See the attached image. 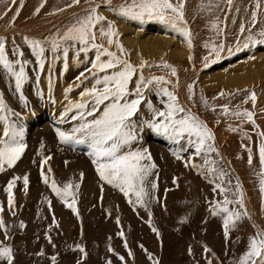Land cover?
<instances>
[{
	"label": "rangeland",
	"instance_id": "374dc122",
	"mask_svg": "<svg viewBox=\"0 0 264 264\" xmlns=\"http://www.w3.org/2000/svg\"><path fill=\"white\" fill-rule=\"evenodd\" d=\"M52 1L56 2L54 0L37 1V8L40 7L41 4H43V7L40 8V11L37 13V17L40 16L41 18H48L55 14L57 15L59 13H65L66 10L70 8L68 7V5H66L67 0H63L64 3H62V0H60L61 2L57 0V2L60 3L62 6L64 5L62 9H57L55 13L52 12V14L50 15L42 13L43 11L49 8V4ZM87 1L80 0L81 4L79 3L77 5L89 6L95 4V0L93 2L92 0L91 2L90 0ZM101 1L102 0L95 1L97 2L96 4L101 5L99 8L102 9L103 6L104 8L108 9V7L104 5ZM112 1L115 6L125 2V0ZM17 2L18 0H15V3L11 1L10 6L8 8L12 11V5L15 7V4ZM26 2L27 0H21V4L23 6L19 7V17H21L19 20L22 19V21H24V19L26 20V17L31 16V14L25 16V13H23ZM176 2L177 0H173V3ZM200 2L203 3V0H197L195 6L197 7V5H201ZM223 2L225 3V0H223L222 3ZM249 2L251 4L250 8L252 7V9H255L256 2ZM189 3L190 2H185V6ZM261 6L264 7V0H260V9ZM16 11L17 10L14 9L12 12L16 14ZM14 14H12L11 16L14 17ZM22 14L24 16H22ZM189 15V13L188 15L187 12L185 13L186 21H188ZM259 16L262 17L260 20L257 17V23H260L257 29L258 32L261 28H264V24H261L264 23V10L262 11V14H259ZM15 17L17 20L16 23H18V16L16 15ZM212 17H215V15H212ZM122 18L123 17H120V19ZM124 19L126 18H123L122 20ZM62 21H64L63 18ZM145 21L146 23H151L148 20ZM145 21L143 22L144 24H146ZM212 21L216 22L220 20L211 18L210 21V19H205V22L203 21L202 24V29L192 30L198 31L195 33V36L197 38H202L201 32L204 33V37L207 40L211 41V43L208 42L210 48L213 44H218L221 42L223 44H226V41L228 46H230L229 48H234V50L231 51L232 55L234 54V51H243V49L248 48H244L239 39V41L236 40L239 36V33L236 37L233 36L236 41L230 40L229 38L224 39L223 37L221 39V35H217L216 30L212 29ZM136 22L141 25L143 24L137 20ZM247 23L250 24L249 21H247ZM163 24L167 28L168 24ZM63 25L64 24H62V22L57 25V22L55 21L53 28H55L56 30L54 31L62 34L61 32L63 28H60ZM129 25L130 22L128 23V26ZM187 25L189 26V23ZM222 25L224 29L222 28ZM217 26L220 29L226 30L225 22H223L222 24L219 23L217 24ZM229 26L228 30L229 28H231ZM210 29L214 31V35L210 31ZM247 29H252V31H254V27L252 24L250 25V27L246 28V31ZM238 30H240L239 26L232 25V30H229V34H234L235 32H238ZM45 34H48V32H46ZM45 34H43V36ZM244 34L249 33L247 31L246 33L244 32L243 35ZM43 36H40V38L37 37L36 39L42 41L45 39L43 38ZM97 36H99L98 33ZM172 40L176 41L177 38H172ZM13 42L15 43V46L21 48V50L25 54L24 58L29 61V64L26 67L28 79L23 85L21 92L18 93L15 90V83L11 81L10 77L3 71V69H0V97L3 98V101L8 109L11 106L12 112L16 114L20 113L21 115L30 113L34 116V119L36 120H38L39 117L44 119L45 117H47V115H49L51 111L50 105H52V103H55L56 101V96L54 95L55 90H57L58 87H61L65 80L61 83V85L58 84L57 82L60 78H57L56 70H54L56 67H52V69L50 70V73L52 72V74H46L47 79H49H46V81L44 79V69L41 71L38 69V66L35 65V57L32 55L31 50L28 48L29 50L25 51L26 47L24 48V46H19L15 41ZM13 42H11L12 49L14 46ZM102 44L105 45V42L103 41ZM181 44L183 45V42H181ZM227 44L225 45V49L227 47ZM197 45L201 49H207L205 46H200L199 43ZM44 46L46 51H48V44L45 43ZM256 46L251 45L252 51L255 49ZM261 46L264 47V44H261ZM6 49L8 51L7 46ZM12 49L10 53L8 51L9 58L15 59V57L11 56ZM237 49L239 50L237 51ZM167 51L168 52L165 54L164 57L167 62H169L168 58L170 57H173L174 59L178 57L179 53L177 52L179 50L176 49V54L173 53L175 51V48L173 47L169 48ZM229 53L230 52L228 51L226 55ZM80 55L79 57L76 56V53L72 56L68 55V59L72 57L77 62V60L81 59ZM59 61L63 62L64 64L63 56L59 59ZM44 62L46 64V58ZM172 67L175 68V66ZM202 67L204 68V65H201L200 69H202ZM152 69L156 70V72L154 73L155 76H165L170 74V69L167 68L151 67L150 70ZM64 76H66V74H64ZM86 76H88V79L85 80L82 78L83 83L82 85L80 84V87L74 86L80 83V81H77L76 79L78 76L70 80V86H67L68 88L73 86V91L68 92V95H73V93L75 92L77 93L80 89H82V87L86 83H89V81H93V78L91 76H89L88 74H86ZM40 81L42 84L40 83ZM44 81H46L45 84H47V90L44 89ZM42 85H44L43 88ZM153 87L155 88V85L150 86V88ZM184 88L186 90L187 85L182 88L184 95L180 96L181 98L178 96L177 89L169 88V90L175 92L178 97L179 104H182V107H184L186 110H190L191 112H193V106L189 105L190 102L187 101L188 96H186L188 94H185ZM222 92L224 93L223 96L220 95L221 92L217 95H214L215 103L226 95L224 91ZM29 95H31L32 97ZM145 96L146 99L150 101L154 107L160 110H164V104L162 103V101H166L167 97L158 96L154 90L146 91ZM67 99L71 101H77L80 98L79 96H67ZM263 101L264 98L262 99V102ZM60 103L57 106V111L59 112V114L60 112H64L68 101L64 97L63 99L61 98ZM186 103L187 106L185 105ZM250 103L251 101H249L248 103L243 102L233 111H229V113L236 112L238 109L240 111H243L246 109L247 104L249 105ZM41 105L43 107H40ZM37 108H42L43 115L41 113L39 114ZM208 108L210 109V107ZM208 108H203L202 110L204 111L206 109L204 111L206 112L205 119L210 122L212 117L210 118L211 115L208 116L210 114L208 112ZM210 110H213L212 107ZM217 110H219V108L213 111ZM74 111L75 110H73V112H69L68 122L62 123L59 120L60 116L56 117L55 115L54 119L57 120L58 124L53 125L52 123V126L49 125L47 127V139L45 137V139L40 140L43 147L45 146L44 150L42 146L37 147L36 151L39 158L34 161H29L30 165L28 162V166L30 167V169L25 172V175H28L29 177V187L27 193H25L24 191L23 182L20 184L16 182V187H14L12 190L15 198L14 210L16 214L14 216L11 214V211H8V204H6L8 203V194L4 191V189L7 187V182H9L11 179L7 178L6 180L0 183V207L5 210L1 213L3 215L0 214V216H2L5 224L8 226L7 235L10 237V239L5 240V232L4 230H0V242L6 241V244L12 246L15 255L14 264H38L36 259H39L43 256H56V264H62V262H68V264H77L78 261L80 262V264H90L88 263V260H91L92 264H108L109 261L111 262V264H153V261L158 262V264H208L209 260L212 261V264H238L240 257L243 253L246 252L248 248L250 237H253L258 232L259 228H252L253 236L248 235L249 237L243 238V235L246 231V217H243L234 228L230 229L229 237L227 240H225L222 222L223 214H218L214 216L210 211L211 207L213 206L212 202H222L224 199V196L219 193V190H217V192H212L216 184L219 183L220 180H217L215 175H208L207 170L205 168H193L191 166L185 167V162L187 161L188 157L193 153L192 149H189L187 152L179 151L182 145L185 147L187 146L186 139H182L180 144H176L173 141L169 140L164 134L157 133L147 124H144V121L151 120L152 113L149 111L147 104L142 103V105L140 106V111L133 118L138 125L142 126L138 128V140L135 141L131 145V147L137 145L138 148H141L144 147L141 144H144L146 146V149H148V152L152 156V161L156 164V168L153 169V174L149 176L147 181L145 182L146 191L149 193L148 197H146L147 207H145L135 203L134 196H132L133 202L129 203L128 198H126L119 189L114 188L111 185L104 183L103 181H100L99 176L97 175L95 170V165L92 163V159L89 156L90 149L87 144H63L60 142L57 136V129L66 132L71 131V128L76 123L75 121L74 123L70 120V117L74 114ZM5 115H7V113H5ZM8 118L10 121L14 119V122L16 123L19 120H17L15 116L11 115H9ZM20 122L21 121H19L18 124H21ZM59 123L64 128H62ZM65 123H67L68 125H66ZM256 135L258 137V134ZM29 137V132L25 129L24 143L26 145V148L24 153L26 152V149L28 147ZM218 141L219 136L218 140H216L215 138L214 146L215 144H218ZM254 143L257 147V154L259 155V147L261 143L258 139L257 141L255 140ZM150 147L152 148V150ZM64 149H67L68 151H65ZM177 151H179L181 159H177L176 156L173 154ZM221 153H223V156H221L219 151L218 154L210 153L209 159L217 161V167L227 173V175L223 179L224 186L230 189L227 193V196L229 199H235V186L237 182H239L240 186L242 185L241 190L244 183L243 180L239 178L237 171L231 168V165L235 162L234 156H231L230 153H224V151H221ZM61 154H63V156ZM42 156L52 157L46 162L43 168V171L47 173L48 167H51L52 171L51 173H48L50 177V182L51 179H55L57 181V185L62 187L64 183L71 181L73 184L78 183L80 185L79 189L82 185L85 184L86 188L88 189L86 190V193H81L79 189H74L76 194V208L78 211V215L74 214L73 211L68 208L64 202L62 203V201L51 191V188L45 183H43L41 178L42 169L40 166ZM244 156L245 155H243V157L240 156L241 158L238 157V159L240 160L238 161L239 163L242 162L241 160H245ZM257 162V170L259 169L261 171V165H259L260 160L258 159ZM194 163L196 165H203L202 156L195 157ZM61 164L64 166H62ZM226 164H230V170L226 167ZM245 164L248 165V161H246ZM16 166L17 164L14 166V168ZM189 168L192 169V171H189ZM12 169H6L4 172L1 173H5L6 171ZM229 171L231 174L229 173ZM81 173L84 174L83 179H81ZM174 180L175 183L173 182ZM153 181L157 185L155 190L151 188V182ZM228 181L232 182L229 184ZM89 188H91L92 190H90ZM47 201H51V207H49ZM69 202H71V197L69 198ZM244 205V209H240V211H246L248 213L247 209L249 208V206H247L248 204L246 205L245 202ZM234 206L235 205H229V208H233ZM149 212H151V217H149ZM53 217H55L56 220L55 225H53ZM248 217H252V219L254 220V218H256L257 216H255L254 214L253 216L252 214H248ZM259 217L260 220H263L262 216ZM117 219H119V224H117ZM21 221H23V223L25 224V227L23 229L19 227ZM153 227L157 229V232L152 231ZM121 231L124 233L123 237L118 235V233ZM46 233L48 234V236L51 237L52 243H49L45 235ZM125 242H127V248H125ZM53 245H55V247H53ZM76 245L82 246L85 249L87 255L85 256L84 253H81L76 248ZM109 247H111L113 251L110 252ZM205 247H207L211 251L205 252ZM189 249H191V252L189 251ZM41 251H43V255H38V253H40ZM129 251H131L132 256L128 255ZM198 253L201 255H199ZM121 256L124 257L123 261L119 258ZM46 264H52V261H48L46 262Z\"/></svg>",
	"mask_w": 264,
	"mask_h": 264
},
{
	"label": "snow or ice",
	"instance_id": "6c2138e0",
	"mask_svg": "<svg viewBox=\"0 0 264 264\" xmlns=\"http://www.w3.org/2000/svg\"><path fill=\"white\" fill-rule=\"evenodd\" d=\"M12 2L15 3V0H12ZM79 2L80 0H72V4H79ZM103 3L108 7L109 11L123 18L137 20L141 23L145 20H157L168 24L174 30L180 31L191 50V31L187 27L184 13L185 0H177L176 3H173V0H130V2L129 0H125L124 3L116 6L112 5V0H103ZM226 3L229 6V10H231L233 0H226ZM72 4L68 5V7H71ZM100 6L96 4L86 9V15L79 17L62 34L57 33L50 39L46 38L44 42L37 39L24 38L25 44L31 50L32 55L35 57V63L41 71L45 67V43L50 45V51L53 53V61L60 58L57 53L62 54L65 69L67 68L70 49L75 50L77 57L83 53L86 62L90 64V67L85 68V71L81 72L76 78L80 83L75 86L80 87V84L83 83L81 78L88 79L85 73H88L95 82L91 88H85L80 92L79 100H68L64 112L60 115V121L62 123L68 122L69 112L75 110L70 120L76 123L70 132L57 129V136L60 142L63 144H87L90 149L89 156L95 165V170L100 181L119 189L128 198L129 203L133 202L132 196H134L135 203L147 207L146 197H148L149 193L146 191L145 182L153 174V169L156 168V164L152 161V156L148 152V149H134L131 147L138 140V128L142 126L138 125L133 118L140 111L142 103H144L147 104L149 111L152 113L151 120L144 121V124H147L157 133L164 134L176 144H180L182 139H186L187 146L182 145L179 151L187 152L189 149H192L193 153L185 162V167L205 168L208 175H215L217 180L223 181L227 173L217 167V161L209 159L210 153L218 154L214 146L215 137L213 132L208 128L206 123L192 114L190 110L182 107L179 104L175 92L169 90L168 85H171L173 89L179 86L176 68L163 60L160 65H157V67L170 69L171 76L177 77L176 82L173 83V81L167 79L165 76H151L150 78H146L143 75V69L146 67L151 68L152 65L144 60H141L139 65H133L127 59H121L125 53V49L119 42L118 33L114 28L113 21L108 20L106 16L98 12ZM42 7L43 4L36 9V12L38 13ZM259 9L260 0H256L255 9L251 13L253 27L257 23V12ZM19 11L20 9H17V16L19 15ZM105 21L107 22L106 28L103 26V22ZM98 25L99 28H97ZM211 27L216 30L217 35H222L224 32L223 29L218 28L216 22H213ZM97 31L101 38L107 39V45L109 47H105L104 44L96 42ZM245 31L244 25L241 24L240 33L243 34ZM247 31L249 34L245 37L244 48L250 45L264 44V28H261L255 34L252 32V29H248ZM113 44L119 50V55L117 52L110 50ZM13 45L11 56L15 57V59H10L6 49V39L0 37V69H3L14 80L15 90L19 93L28 79L26 67L29 61L24 58L25 54L21 48L15 46L14 42ZM205 47L209 48V44L206 43ZM224 49L225 45L222 42L211 45L209 56L204 57V66H209V57L213 54L215 59L211 62L214 63L220 59V54ZM92 50H95V57L88 60V53ZM228 51L231 52L232 49L229 48ZM102 57H107V59H102ZM188 59L191 61L192 56L189 55ZM77 63H80V61L77 60ZM137 69L140 70L139 74ZM49 70H51V65H49ZM100 73H104V75L100 76ZM134 76H138L135 80V88L130 89L129 85ZM152 85H155L154 89L150 88ZM72 90V87L65 90L66 100L67 93ZM153 90L158 96L167 97L166 101H162L164 110L154 107L146 99V91ZM188 91L190 93L188 98L192 99V84L188 85ZM220 95L223 96L224 93L221 92ZM250 99L253 101V105H255L256 97L254 93ZM203 102L207 104L206 100H203ZM245 103H247V100H245ZM220 107L224 114H229L228 105H221ZM213 110H215V106H213ZM231 114L237 117H244L255 126L253 119L254 113L252 111L247 109L240 111L238 109ZM9 115L16 116L17 120L19 119V115L8 109L3 98L0 97V122H3L2 135H0V172H4L6 169H12L21 159L26 148L22 125L10 121L8 118ZM230 130L234 129L230 128ZM260 135L264 136V133H260ZM179 151L173 153L177 159H181ZM251 151V149H248L249 165L252 164ZM200 156L203 158V165H196L194 158ZM51 158V156H44L40 161L42 181L51 188V191L74 214L78 215L74 189H79L80 185L78 183L73 184L69 181L60 187L57 185L55 179H51L50 182L48 173H51L52 169L48 167L46 173L43 171V168ZM259 160L261 169L264 171V143L259 147ZM83 175V173L80 174L81 179H83ZM19 179H21L19 176L13 177L4 189L8 194V208L13 216L16 213L14 210L15 198L12 190ZM22 179L24 191L27 193L29 177L28 175H24ZM173 182L175 183V180ZM228 183L230 184L231 181H228ZM260 184V192L262 197H264V179H261ZM156 187V183L154 181L151 182V188L155 190ZM217 189L224 196V199L222 202H212L213 206L210 211L214 216L223 214L224 236L225 240H227L230 229L234 228L243 217H247L248 213L246 211H240V209H244L245 205L239 182L235 186V199L228 198L227 193L230 189L224 186L223 183H217L213 191L215 192ZM70 197L71 202H69ZM47 202L49 207H51V201ZM229 205L238 207L234 206L233 208H229ZM262 210H264V206H262ZM3 211L4 209L0 207V213ZM149 217H151V212H149ZM55 224L56 220L53 217V225ZM117 224H119V219H117ZM7 227L2 216H0V230H4L5 240L10 239L7 235ZM19 227L21 229L25 227L23 221H21ZM152 231L157 232V229L153 227ZM45 235L49 243H52L51 237L47 233ZM118 235L123 237L124 233L121 231ZM76 248L81 253H84L85 256L87 255L82 246L76 245ZM125 248H127V242H125ZM109 251H113L111 247H109ZM189 251L191 252V249ZM204 251L210 252L211 250L205 247ZM38 255H43V251L38 253ZM128 255L132 256L131 251L128 252ZM119 258L122 261L124 260L123 256ZM50 259L52 264H56V256H52ZM0 261H6V264H14L15 255L11 245L0 242ZM77 264H80V262L78 261ZM108 264H111V262L109 261ZM153 264H158V262L153 261ZM208 264H212V261L209 260ZM238 264H264V232L258 231L256 236L250 238L248 248L240 257Z\"/></svg>",
	"mask_w": 264,
	"mask_h": 264
},
{
	"label": "bare ground",
	"instance_id": "6f19581e",
	"mask_svg": "<svg viewBox=\"0 0 264 264\" xmlns=\"http://www.w3.org/2000/svg\"><path fill=\"white\" fill-rule=\"evenodd\" d=\"M11 1L12 0H0V37H4L6 39V46L8 48L9 53L12 49L11 42H13V41H15L19 46L21 45V46H24V48L26 47L25 51H27L29 49H28L27 44H25V42H24L25 37H27L29 39H36L37 37L40 38V36H43V34L48 32V34H45L43 36V38H45V39L42 41H45L46 38H50V37L56 35L58 32L54 31L56 29L53 28L55 21L57 22V25H59L60 22H62V24H64L60 28V29L63 28L62 32H61V33H63L67 29V27L74 24L79 17L86 15V8L88 9V7L90 8L97 3V2H95L96 0L95 1L92 0V2L94 1V3H95L94 5H89V6H82L81 5V6H79L77 4H74L70 8H68V10H66L65 13H62V14L59 13L57 15L55 14V15H52L51 17H48V18H41L40 16L37 17V12H36V9H37L36 3L38 0H29V1L27 0L26 4L24 6L25 9H24L23 13H25L24 14L25 16L30 15V14H31V16L26 17L27 19L26 20L24 19V21H22V19L19 20L21 17H19V15H18L19 21H18V23H16V21H17L16 17H15L16 14H14V12H12V11L14 9H16V10L19 9V7L21 6V0H18V2L15 4L16 5L15 7L12 5V7H13L12 11L8 8L10 6ZM54 1H56V2H53V1L50 2L49 8L47 7L48 9H46L42 13H45L46 15H48V14L50 15V14H52V12L55 13L57 11V9H60V8L62 9V7L64 5L62 6L60 3L57 2V0H54ZM84 1H87V0H84ZM222 1L223 0H203V3L200 2L201 5H199V6L197 5V7H196L195 3L197 2V0H185V2L191 3V4L190 3L187 4L184 7V9H185L184 13L187 12V15H188V13L190 14L188 17V21H187V24L189 23V26L187 25V27L191 31V39H192L191 50L188 47L187 41L181 35L180 32L174 30L169 25H167V28H166L163 23H161L157 20L150 21L151 23L147 22L149 24H147L145 21L146 24L143 23L141 25V24H138V22H136V20L134 21V20L128 19L129 20L128 21V20H126L127 18L122 20L123 18L120 19V17H118V15L113 14V12L109 11V9H106L103 6H102V9L98 8V12L100 14L106 16L108 20L113 21L114 28L118 33L119 42H120V44L123 45V47L125 49V53L121 57V59H127L133 65H139L141 60H144L148 64L152 65V67L157 68V65H160L162 60L166 61L164 59V57H165V54L168 52L167 50L169 48H171V47L175 48V51L173 52L175 54H176V49L179 50L177 52L179 54H178V57L176 59H174L173 57H170V58H168L169 62L166 61L170 65L175 66L176 70H178L177 77L179 80V86L177 88H175V89H177L178 96L180 97V96L184 95L182 88L187 85L186 90L184 88V92H185V94H188L186 96L189 97L190 93L188 91V85L189 84L193 85V92L191 94L192 99H189L187 97V101L190 102L189 105L193 106L192 109L194 111L191 113L194 114L195 116H197L198 118H200V120L202 122L207 124L208 128L211 129L213 134L215 133L214 136H215L216 140H218V136H219V141L217 142L218 144L217 145L215 144V147L219 151L221 156H223V153H221V151H224V153L225 152L230 153L231 156L232 155L234 156L235 162L231 165V168L234 169L235 171H237L239 178H241L243 180L244 184H243L241 191L243 193L244 202L246 203V205L248 204L247 206H249V208L247 209L248 214L249 215L252 214V216L254 214L255 216L258 217V218L257 217L254 218V220L252 219V217L250 218L248 216L245 218L246 219V227H245L246 231H245V234L243 235V238H245V237H249L248 235L253 236L252 228H257V229L259 228L258 231L264 232V210H262V206H264V197H262V194L260 192V187H261L260 181H261V179H264V171H262V170L260 171L259 169L257 170V166H258L257 160L259 159V155L257 154V147L255 146V143H254L255 140L257 141V139L260 141L261 144L264 143V136L260 135V133H264V101L262 102V99L264 98V47H262L261 44H256L257 46L254 45L256 47L252 51V48L250 45L247 49H243V51L237 50L238 52L234 51L233 55L231 54V52L226 55V53L228 52L227 49L230 47V46H228L227 41H226L227 47L224 51L221 52V54H220L221 58L216 60V62L213 63V62H211L213 59H215V56L213 54L212 56L209 57V60H210L209 66L208 67L204 66V68L202 67V69H200L201 65H205L204 57L209 56L210 45H209V48H207V49H201L200 47H198L197 44L199 43L200 46H205L206 43H208V42L211 43V41L207 40L203 35L204 33H202V32H201L202 38H197L195 36V33L198 31H192V30L202 29L203 28L202 24H203V21L205 22V19L206 20L210 19V21H211V18L216 19V20L219 19L220 21H216V22H219L220 24H222L223 22L226 23V30H224L223 35H221L220 38L221 39H222V37L224 39L229 38L230 40H233V41H236L239 39L241 44L244 45L245 37L248 34H244V35L240 34V30H238V32H235L234 34L233 33L229 34V30L230 29L232 30V25L239 26V28H240L241 24H243L245 29H246V28L250 27V25L252 24L251 23V21H252L251 13L254 10V8L253 9H252V7L250 8L251 4L249 1L256 2V0H233V4L231 5V10H229V6L227 5L226 0H225V3L223 2L224 4L222 3ZM90 2H91V0H90ZM101 2H103V0ZM62 3H64L63 0H62ZM81 3H82V1H81ZM70 4H72V0H67L66 5H70ZM113 4L114 3H112V5ZM114 6H115V4H114ZM81 9H83V10H81ZM237 9H239V11H237ZM263 10H264V7L261 6V9L257 12V17L259 18V20L262 17V16H259V14H262ZM12 14L15 15L14 20H13L14 17L11 16ZM24 15L22 14V16H24ZM212 15H215V17H212ZM20 16H21V14H20ZM209 17H211V18H209ZM62 18L64 19V21H62ZM259 20H258V22H259ZM247 21H249L250 24L247 23ZM129 22H130V25L128 26ZM212 22H214V21H212ZM219 23H217V24H219ZM261 24H264V23H261ZM223 25H222V28H223ZM259 25H260V23H257L256 26L254 27V31H252L254 34L258 33L257 29H258ZM103 26L105 28L107 27L106 21L103 22ZM228 26L231 27V28H229V30H228ZM97 28H99V25L97 26ZM220 28H221V25H220ZM31 29H33V30H31ZM210 31L214 35V31L212 29H210ZM246 32L247 31H245V33ZM97 33L99 34L98 31H97ZM238 33H239V36L235 40L234 37H236L238 35ZM240 36H241V38H240ZM172 38H177V40L173 41ZM103 41L105 42L104 46L109 47L107 45V39L106 38H101L100 35L97 36V40H96L97 43L102 44ZM181 42H183V45L181 44ZM195 46H197V47H195ZM48 48H49V50L47 49L48 51H45L46 52L45 53L46 64L44 67V79L45 80L47 79L46 74H49V75L52 74V72L50 73V70H49V65H51V69H52V67H56L54 70H56L57 78H60L59 80L56 78L58 80L57 83L61 85V83L64 80H65V82L61 85V87L57 86L58 89L55 90V93H54V95L56 96V101H55V103H52V105H50L51 111H50L49 115H47V117H45L44 119L39 117L38 120H36V119H34V116L30 113H26L25 115H21L20 113H17L19 115V120L17 121V123L19 121H21L20 125H22L23 130L26 129L30 135L28 147L26 149V152L23 154L21 160L19 162H17V166L15 168L13 167L14 169L8 170L5 173L0 172V183L3 182L4 180H6L7 178L12 179L13 177H16V176L21 177V179L17 180L18 184L23 182L22 177L25 175V172H27L30 169V167L28 166V162L37 160L39 158L37 155L36 148L39 146H42V143L40 142V140H43V139H45L46 136H48L47 127L49 125L52 126V123H53V125L58 124L57 120L54 119V116L56 115V117H58L61 114V112L59 114V112L57 111V106L61 102V98L63 99L65 97V90L68 88L67 85L70 86L69 83H70L71 79L75 78L76 76H79V74L81 72L85 71V68L90 67V64L88 62H86V60H85L84 54L81 53V55H80L81 59H79L80 63H77L76 60L71 57L67 60V68L65 69L63 62H61L62 60L59 61V59L62 57V54L57 53V55H59L60 58L53 61L52 60L53 53L50 51V45L49 44H48ZM110 50L113 52H117V54L119 55V50L115 47V44H113L110 47ZM232 50H234V48ZM75 53L76 52L74 49H70L68 55L72 56ZM189 55L192 56L191 61H189V59H188ZM94 57H95V50H92L88 53V60H90ZM102 59L106 60L107 57H102ZM35 65H36V63H35ZM150 69L148 67L143 69V75L146 78H150L151 76H155L154 73L156 72V70L155 69L150 70ZM63 71H64V73H63ZM139 71L140 70L137 69L138 74H139ZM109 72H111V70H109ZM64 74H66V76H64ZM86 74H88V73H85V75ZM99 75L102 76V75H104V73L99 74ZM165 77L167 79L173 81V83H175L176 79H177V77H173V76H171V74L165 75ZM137 78H138V76L133 77V80L129 85L130 89L135 88V80ZM10 79L13 83H15L11 77H10ZM47 80H49V79H47ZM46 81H44V85H45L44 89H46V85H47V84H45ZM93 82H95L94 79L92 82L89 81V83H86L82 87V89H80L77 93L75 92V93H73V95H68V93H67V96L68 97L79 96V98H80V95H79L80 92H82L85 88H91L92 85L94 84ZM40 83H41V81H40ZM44 85H42V88ZM168 87L172 88L171 85H168ZM222 91H224L226 93V95L215 103V96L214 95H217ZM253 93L255 94V97H256L255 105H253V101L250 99V97ZM29 96H31V95H29ZM202 98H203V100L207 101V104H205L203 102ZM245 100H247V103L249 101H251V103L249 105L247 104L246 109L249 111H252L254 113L253 119L255 121V126L253 125L252 122H249L244 117H237L235 115H232L231 113L224 114L222 112L221 107H220L221 105H228L229 111H233L241 103L245 102ZM67 101H68V99H67ZM9 102H11V101H9ZM42 104H43V101H42ZM185 105L187 106V103ZM213 106H215V109L219 108V110H217V111L210 110L211 107L213 109ZM40 107H43V106L41 105ZM208 107H210V109ZM203 108L209 109L208 112L210 114L208 116L211 115L210 118L212 117L211 120L209 118L210 122L205 119L206 112H204V111L206 109L203 111L202 110ZM9 109L11 110V106ZM48 109H49V107H48ZM37 110H38L39 114L41 113L43 115L42 108H37ZM57 114H59V115H57ZM44 116H46V115H44ZM199 116H201V117H199ZM15 118H17V117L15 116ZM52 119H53V121H52ZM12 121L14 122V119ZM65 124L68 125L67 123H65ZM60 126H61V124H60ZM56 127H58V126H56ZM62 128H64V127H62ZM230 128L234 129V130H230ZM150 132H151V130H150ZM256 134H258V137ZM0 135H2V122H0ZM46 139H47V137H46ZM57 143H58V141H57ZM44 145H46V144H44ZM70 145H72V144H70ZM141 145L144 146V147H141V149L146 148V146L144 144H141ZM72 146H74V145H72ZM44 147H43V150H44ZM132 148L135 149V148H138V146L134 145V146H132ZM242 149H244V150H242ZM248 149L252 150L251 151V156H252V164L251 165H249V163H248V165L245 164V162L248 161V159H249ZM151 150H152V148H151ZM65 151H68V150L66 149ZM154 151H155V149H154ZM238 152H240V153H238ZM242 154L245 155L244 156L245 160H241L242 162L239 163L238 161H240V160L238 159V157L239 158H241L240 156L243 157ZM61 155L63 156V154H61ZM42 158H43V156H42ZM40 159H41V157H40ZM230 164H226V167L229 170H230ZM29 165H30V162H29ZM62 166H64V165H62ZM65 167H64V169H65ZM189 171H192V169H190ZM229 173H230V171H229ZM256 173H257V175H256ZM86 178H87V176H86ZM219 183L224 184L223 181H219ZM3 187H5V186H3ZM3 187H2V189H3ZM89 189L92 190L91 188H89ZM79 190L81 193H86V190H88V189L86 188V186L84 184L81 186V188ZM217 190L215 192H217ZM212 192H214V191H212ZM6 204H8V203H6ZM4 205H5V203H4ZM235 207H237V206H235ZM8 211H10V210H8ZM259 216H262L263 220H260ZM70 225H71V222H70ZM199 255H201V254H199Z\"/></svg>",
	"mask_w": 264,
	"mask_h": 264
},
{
	"label": "crops",
	"instance_id": "0c3cea01",
	"mask_svg": "<svg viewBox=\"0 0 264 264\" xmlns=\"http://www.w3.org/2000/svg\"><path fill=\"white\" fill-rule=\"evenodd\" d=\"M1 214V213H0ZM1 215H3V214H1ZM17 228V227H16ZM1 232V231H0ZM2 243H4V244H6L5 242H2ZM39 244V243H38ZM52 256H50V257H47V256H43V257H41V258H39V259H36L37 260V263L38 264H46V262H48V261H51V258ZM40 259H44V260H47V261H44V260H40ZM57 261V260H56ZM88 263H90V264H92V262H91V260H88ZM1 264H6V261H1ZM62 264H68V262H62Z\"/></svg>",
	"mask_w": 264,
	"mask_h": 264
}]
</instances>
